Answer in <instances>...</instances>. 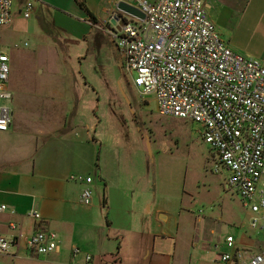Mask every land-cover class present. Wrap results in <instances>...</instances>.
I'll return each instance as SVG.
<instances>
[{
  "label": "rangeland",
  "instance_id": "1",
  "mask_svg": "<svg viewBox=\"0 0 264 264\" xmlns=\"http://www.w3.org/2000/svg\"><path fill=\"white\" fill-rule=\"evenodd\" d=\"M84 1L95 7L97 0ZM26 2L32 4L28 18ZM13 11L11 23L0 26V49L10 57L8 87L14 94L7 102L14 111L7 142L53 128L58 118L52 114L64 115L61 124L66 122L72 141L90 146V166L73 175L94 179L89 185L93 202L87 206L97 226L109 230L108 223L118 219L147 223L154 230L160 223V230L173 233L180 245L193 239L219 262L228 234L239 244L258 239L264 245V233L250 227V210L227 187V173L213 172L215 153L202 139L199 124L162 115L155 96L141 95L133 82L136 74L125 70L105 22L94 27L77 2L62 11L41 0H14ZM63 65L67 69L60 71ZM61 93L66 96L59 102ZM4 152L12 154L13 146ZM11 262L0 257V264Z\"/></svg>",
  "mask_w": 264,
  "mask_h": 264
},
{
  "label": "built area",
  "instance_id": "2",
  "mask_svg": "<svg viewBox=\"0 0 264 264\" xmlns=\"http://www.w3.org/2000/svg\"><path fill=\"white\" fill-rule=\"evenodd\" d=\"M136 1L144 20L115 11L106 28L125 70L136 74L133 82L142 96H155L162 115L199 124L202 139L215 153L213 172L227 173V187L239 193L251 212L250 227L264 233V63L230 47L210 18L205 0ZM13 7L14 0H0V26L11 23ZM31 8L26 2V18ZM10 73V57L0 49V132L8 131L13 122L14 111L7 103L14 98L8 87ZM71 179L87 184L81 196L91 205L93 178L79 174ZM8 210L0 203V213ZM29 215L42 219L36 209ZM9 227L15 230L18 224L12 221ZM17 245L16 236L0 233V255L17 254ZM62 246L60 234L52 229H40L25 240L32 258L60 253ZM224 246L220 253L224 263L264 264L262 243L254 250L228 234ZM81 253L79 246L73 247L74 258ZM92 259L87 254L86 260Z\"/></svg>",
  "mask_w": 264,
  "mask_h": 264
},
{
  "label": "crops",
  "instance_id": "3",
  "mask_svg": "<svg viewBox=\"0 0 264 264\" xmlns=\"http://www.w3.org/2000/svg\"><path fill=\"white\" fill-rule=\"evenodd\" d=\"M41 1L62 11L76 2ZM118 1L108 0L105 4L104 0H97L95 7L87 5L98 25L103 22L109 25ZM124 1L131 3L133 0ZM205 2L210 18L230 47L264 63V0ZM100 12L104 13V18ZM66 69V65L60 67V71ZM65 96L61 93L57 101L62 102ZM54 116L55 113L52 118H58V123L53 128L41 127L31 135H22L18 143L13 139L7 142L12 125L8 131L0 132V203L9 206L8 211L0 213V233L18 238L17 254L0 257H9L11 264H224L207 256L208 250L204 251L207 247L201 249L193 239L180 245L173 233L160 230V223L154 230L147 223L118 219L108 223L109 230L97 226L92 206L84 204L81 196L87 184L71 181L73 173L90 166V146H84L83 140L72 141L65 128L66 122L61 124L65 116ZM56 132L62 135L52 138ZM8 146H13L12 154L4 152ZM14 146H19L20 150ZM93 183L94 179L89 185ZM32 206L41 214V221L29 215ZM12 221L18 224L15 230L9 227ZM40 229H52L60 234L63 241L60 253L38 258L28 255L25 240ZM258 243L256 239L253 244L244 245L254 249ZM76 245L82 253L74 258L72 249ZM225 250L224 246L222 251ZM87 254L93 256L90 262L86 260Z\"/></svg>",
  "mask_w": 264,
  "mask_h": 264
},
{
  "label": "water",
  "instance_id": "4",
  "mask_svg": "<svg viewBox=\"0 0 264 264\" xmlns=\"http://www.w3.org/2000/svg\"><path fill=\"white\" fill-rule=\"evenodd\" d=\"M116 12L123 14V15H131V16L137 17L141 20L145 19V14L137 6H135L134 4L129 3L127 1H124V0H120L116 3ZM118 17H119L118 14H116V18H118ZM121 91L123 92L126 100L130 104V100H129L128 96L126 95V93L124 92L122 86H121ZM160 217L162 219H166L167 215L161 214Z\"/></svg>",
  "mask_w": 264,
  "mask_h": 264
},
{
  "label": "trees",
  "instance_id": "5",
  "mask_svg": "<svg viewBox=\"0 0 264 264\" xmlns=\"http://www.w3.org/2000/svg\"><path fill=\"white\" fill-rule=\"evenodd\" d=\"M88 14L89 18L88 20L90 22H94L97 23L96 17L94 15V13L90 10L89 6L87 5V3L84 0H75ZM104 205L107 206V199L106 196L104 197ZM109 222V221H108Z\"/></svg>",
  "mask_w": 264,
  "mask_h": 264
}]
</instances>
